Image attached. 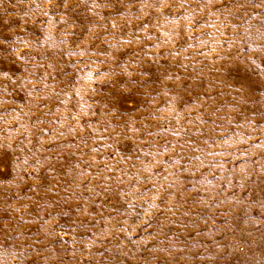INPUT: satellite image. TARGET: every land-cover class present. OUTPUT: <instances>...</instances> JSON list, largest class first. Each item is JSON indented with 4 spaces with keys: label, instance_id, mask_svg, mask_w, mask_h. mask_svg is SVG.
Segmentation results:
<instances>
[{
    "label": "rangeland",
    "instance_id": "obj_1",
    "mask_svg": "<svg viewBox=\"0 0 264 264\" xmlns=\"http://www.w3.org/2000/svg\"><path fill=\"white\" fill-rule=\"evenodd\" d=\"M0 264H264V0H0Z\"/></svg>",
    "mask_w": 264,
    "mask_h": 264
}]
</instances>
